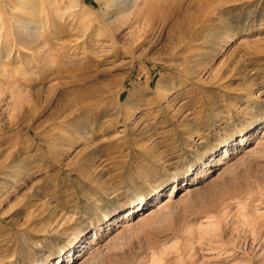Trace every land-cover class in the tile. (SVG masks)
Wrapping results in <instances>:
<instances>
[{
    "label": "rangeland",
    "instance_id": "rangeland-1",
    "mask_svg": "<svg viewBox=\"0 0 264 264\" xmlns=\"http://www.w3.org/2000/svg\"><path fill=\"white\" fill-rule=\"evenodd\" d=\"M106 1L0 0V264H264V0Z\"/></svg>",
    "mask_w": 264,
    "mask_h": 264
},
{
    "label": "bare ground",
    "instance_id": "bare-ground-1",
    "mask_svg": "<svg viewBox=\"0 0 264 264\" xmlns=\"http://www.w3.org/2000/svg\"><path fill=\"white\" fill-rule=\"evenodd\" d=\"M101 1V0H100ZM138 1L139 0H136L135 1V4L137 5V3H138ZM113 2V0H108V1H106L103 5H106V6H110V4ZM134 3V2H133ZM206 9V8H205ZM201 10H203V9H201ZM202 15H204V13L203 12H201V14L199 15V16H197V18H196V24L197 25H199V24H202V27H207V25H210V24H212L211 22V18H209V17H206L205 18V20H201L200 18H201V16ZM205 16V15H204ZM224 15H222V17H219V21L218 22H216L215 23V25L217 24V25H220V23L221 22H223L224 20H225V18L223 17ZM216 18V17H215ZM217 19V18H216ZM213 20V19H212ZM218 20V19H217ZM214 21V20H213ZM214 23V22H213ZM24 26H25V24H24ZM203 31V30H202ZM212 31H213V29H212ZM214 34H216V33H214ZM220 34V33H219ZM218 34V35H219ZM217 36V35H216ZM22 39V38H21ZM199 39V38H198ZM197 39V34H195V36L191 39L192 41L191 42H194L195 40H198ZM232 40V39H231ZM194 43H196V42H194ZM193 44V43H192ZM198 44V43H197ZM197 54V53H196ZM134 92H137V89L134 91ZM137 96V95H136ZM70 122V121H69ZM44 123V121L43 122H41L40 123V125L39 126H41L42 124ZM38 127V126H37ZM58 129V128H57ZM63 135V134H62ZM230 156V151L227 149L226 151H225V155H224V158H227V157H229ZM212 161L214 162V161H216V164H219V162L221 161L220 159H218L217 160V157H213L212 158ZM212 166V165H211ZM214 166V165H213ZM178 179L176 178L175 179V181H174V184H173V187H172V189H171V194L169 195V198H172L173 197V199L175 198V196H176V183H178ZM190 191V190H189ZM143 205H144V207H143ZM146 205H148V201L146 200V198L145 197H143L142 199H141V202H140V204L138 205V208L136 209L135 207L134 208H131V209H129V210H127L124 214H123V216L121 217V219H125V220H127V219H129V218H131V217H135L140 211H142V210H144V208L146 207ZM111 219L112 218H110L109 216H107V218H106V221L108 222H110L111 221ZM122 223V222H121ZM121 226V225H120ZM100 229H101V227H99L97 230H96V232L95 233H93V241H91L89 244L90 245H94V244H96V242H94L95 241V238H97L98 237V232L100 231ZM82 236L84 237V234L82 233V234H80L79 235V239H78V241L80 242L81 241V238H82ZM85 253H86V251H85ZM78 254V256L76 257V258H82L83 256H84V254H82L81 252H78L77 253ZM68 256V263H70V262H72L73 261V259L75 258V256L72 254V250H68V249H65L64 251H63V254L59 257V258H57V259H55V260H53L52 262H51V264H63L66 260H64V258H65V256Z\"/></svg>",
    "mask_w": 264,
    "mask_h": 264
}]
</instances>
